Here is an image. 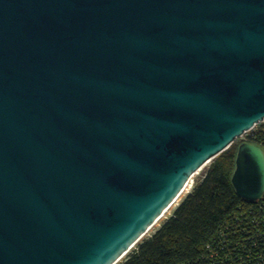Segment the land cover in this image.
<instances>
[{"label": "water", "instance_id": "obj_1", "mask_svg": "<svg viewBox=\"0 0 264 264\" xmlns=\"http://www.w3.org/2000/svg\"><path fill=\"white\" fill-rule=\"evenodd\" d=\"M262 122L264 0H0V264H118Z\"/></svg>", "mask_w": 264, "mask_h": 264}, {"label": "trees", "instance_id": "obj_2", "mask_svg": "<svg viewBox=\"0 0 264 264\" xmlns=\"http://www.w3.org/2000/svg\"><path fill=\"white\" fill-rule=\"evenodd\" d=\"M243 142L264 150V123L214 158L171 215L118 264H264V197L246 203L231 184Z\"/></svg>", "mask_w": 264, "mask_h": 264}, {"label": "rangeland", "instance_id": "obj_3", "mask_svg": "<svg viewBox=\"0 0 264 264\" xmlns=\"http://www.w3.org/2000/svg\"><path fill=\"white\" fill-rule=\"evenodd\" d=\"M246 134L243 135L242 137L238 138L235 142L238 143L241 140H244L246 138ZM211 162H209L207 165H205L201 170H199L189 181L188 183V187L186 188V190L184 191V193L180 196V198L177 200V202L169 209V211L164 215V217L152 228V230H150V232L147 234H151L155 229L158 228V226L160 225V223L167 218L169 215H171V213L173 212L174 208L178 205V203L181 201V199L183 197H185L187 195V193L189 191H191V189L193 188V186L199 182L201 180V178L203 177L205 171L207 170L208 166L210 165Z\"/></svg>", "mask_w": 264, "mask_h": 264}, {"label": "built area", "instance_id": "obj_4", "mask_svg": "<svg viewBox=\"0 0 264 264\" xmlns=\"http://www.w3.org/2000/svg\"><path fill=\"white\" fill-rule=\"evenodd\" d=\"M262 123H264V122H262ZM260 124H261V123H260ZM258 125H259V124H258ZM254 128H255V127H254ZM253 130H254V129H253ZM253 130H252V131H253ZM252 131H250V132H252ZM250 132L246 133V135H248Z\"/></svg>", "mask_w": 264, "mask_h": 264}, {"label": "bare ground", "instance_id": "obj_5", "mask_svg": "<svg viewBox=\"0 0 264 264\" xmlns=\"http://www.w3.org/2000/svg\"><path fill=\"white\" fill-rule=\"evenodd\" d=\"M207 164H208V163H207ZM207 164H206V165H207ZM187 187H188V184H187ZM170 208H171V207H170ZM170 208H169V209H170ZM169 209L166 211V213L169 211ZM166 213H165V214H166ZM162 218H163V217H162Z\"/></svg>", "mask_w": 264, "mask_h": 264}]
</instances>
